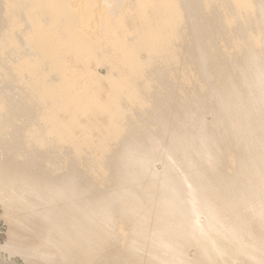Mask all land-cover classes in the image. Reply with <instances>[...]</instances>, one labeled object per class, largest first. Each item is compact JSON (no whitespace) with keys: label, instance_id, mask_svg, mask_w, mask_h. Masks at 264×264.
<instances>
[{"label":"bare ground","instance_id":"6f19581e","mask_svg":"<svg viewBox=\"0 0 264 264\" xmlns=\"http://www.w3.org/2000/svg\"><path fill=\"white\" fill-rule=\"evenodd\" d=\"M0 200L27 264H264V0H0Z\"/></svg>","mask_w":264,"mask_h":264},{"label":"rangeland","instance_id":"374dc122","mask_svg":"<svg viewBox=\"0 0 264 264\" xmlns=\"http://www.w3.org/2000/svg\"><path fill=\"white\" fill-rule=\"evenodd\" d=\"M95 65L97 64L93 63L91 65L92 69L94 68L93 70L96 71L97 74L105 75L106 69L102 68V66L100 65L99 66L97 65L99 68L97 66L95 67ZM154 169L155 170L157 169V171L161 170L162 163L160 161H157ZM12 213L11 214L9 213V211L5 208L3 202H1L0 200V264H27L21 255L19 254L15 255V253H10V250H9V248H11L10 243H13L14 240H16V241L25 242V243L27 241H30V243L33 244L34 240L30 237L29 232L26 230V228L21 223H18L17 225V222H13V220L10 218V217L16 218L18 217V215L21 216V214L15 211ZM15 213H18V214H15ZM14 232L16 233V236H14L15 235ZM194 252H195L194 249L190 248L189 250V255L191 254L190 257L194 256L195 254ZM110 259L111 257L104 258V259L97 258V260H99V262H103V264H107L108 260L110 263ZM235 264H240V263L235 262Z\"/></svg>","mask_w":264,"mask_h":264}]
</instances>
